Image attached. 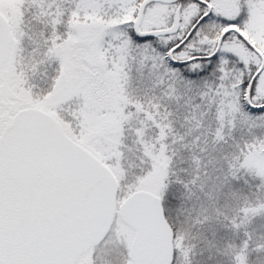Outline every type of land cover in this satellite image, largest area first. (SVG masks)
<instances>
[{"label":"snow or ice","instance_id":"obj_1","mask_svg":"<svg viewBox=\"0 0 264 264\" xmlns=\"http://www.w3.org/2000/svg\"><path fill=\"white\" fill-rule=\"evenodd\" d=\"M0 264H264V0H0Z\"/></svg>","mask_w":264,"mask_h":264}]
</instances>
